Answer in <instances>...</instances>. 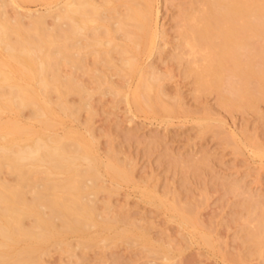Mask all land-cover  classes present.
I'll return each mask as SVG.
<instances>
[{"label":"bare ground","instance_id":"1","mask_svg":"<svg viewBox=\"0 0 264 264\" xmlns=\"http://www.w3.org/2000/svg\"><path fill=\"white\" fill-rule=\"evenodd\" d=\"M35 1L48 6H26ZM162 2L0 0V264H39L53 249L81 264L88 248L122 240L151 264H177L172 235L155 237L130 214L121 217L110 199L100 209L99 196L119 194L136 167L116 147L105 160L95 148L94 103L110 98L128 112H187L180 92L166 88L179 68L198 93H216L225 110L256 111L264 100V0H188L175 37L160 20ZM69 118L85 130L67 126ZM198 121L202 133H223L210 116ZM144 181L143 200L166 207L181 226L197 223L179 192ZM248 199L241 219L250 250L225 255L264 264V200ZM201 238L210 245L215 235L207 230ZM106 240L111 246L101 245Z\"/></svg>","mask_w":264,"mask_h":264},{"label":"rangeland","instance_id":"2","mask_svg":"<svg viewBox=\"0 0 264 264\" xmlns=\"http://www.w3.org/2000/svg\"><path fill=\"white\" fill-rule=\"evenodd\" d=\"M186 2L188 0H163L160 3V20L172 37L177 36L179 16ZM26 6L44 10L48 4L35 1ZM174 75L166 88L170 92H180L187 112H128L125 102L113 103L110 98L95 101V148L105 160L108 148L116 147L117 156L125 164L136 167L133 179L123 182L119 194L99 196L100 209L105 210L103 201L110 199L121 217L130 214L149 227L155 237L172 235L173 244L180 247L171 259L177 264H242L232 262L225 253L249 252L241 218L247 215L249 194L260 195L264 200V154L257 153L258 150L264 152V100L256 111L231 112L222 108L216 93H198L193 77L185 76L179 68ZM24 113L29 115V109ZM87 115V110L82 111V120H86ZM206 116L211 117L213 124H222V134L201 132L198 120ZM3 117L8 118L7 115ZM20 119L22 122L28 120L24 116ZM66 125L85 130L80 122L71 118ZM63 126L58 124L60 132ZM144 179L150 186L155 183L160 192H179L180 199L189 202L198 215L197 223L181 226L178 220L171 219L173 213L166 207L157 208L154 203L143 200ZM237 185L242 192L234 191ZM127 193L130 196H126ZM207 230L215 235L210 245L201 238ZM109 242L102 241L101 245L111 246ZM76 251L79 253L82 249ZM139 251L122 240L114 247L88 248L89 259L81 264H151L152 258ZM73 260L68 253L53 249L42 256L39 264H74ZM156 262L167 261L158 258ZM249 264L263 263L253 256Z\"/></svg>","mask_w":264,"mask_h":264}]
</instances>
